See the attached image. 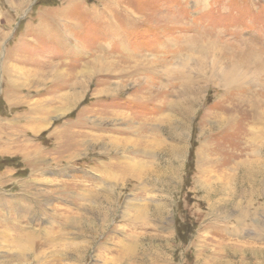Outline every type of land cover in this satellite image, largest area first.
<instances>
[{"label":"rangeland","instance_id":"rangeland-1","mask_svg":"<svg viewBox=\"0 0 264 264\" xmlns=\"http://www.w3.org/2000/svg\"><path fill=\"white\" fill-rule=\"evenodd\" d=\"M68 2L0 0V264H191L221 182L263 228L264 0Z\"/></svg>","mask_w":264,"mask_h":264},{"label":"crops","instance_id":"crops-1","mask_svg":"<svg viewBox=\"0 0 264 264\" xmlns=\"http://www.w3.org/2000/svg\"><path fill=\"white\" fill-rule=\"evenodd\" d=\"M70 2L65 6H71ZM104 10L101 15H108V9L104 7ZM71 13L73 15L75 11L71 10ZM71 19L76 21L75 16H71ZM78 24L74 23L79 30ZM103 25L109 31L114 30V32H120V29L123 28V26L117 28L116 25L112 27L106 23H103ZM198 182L202 186V183ZM203 192L209 205L207 212L203 215L208 218L205 221L203 220L204 222L197 223L200 227V233L196 235L195 246L197 250L191 264H264V248L260 243L264 239L262 234L264 227L262 228L261 222L257 226L253 217H251L256 213L251 208L252 198H247L246 193L240 197L239 194L228 191V187L222 182L214 185L212 190L207 189ZM215 193L218 194L216 202H214V197L209 203V198L214 196ZM222 195H226L227 200ZM151 213H148V215ZM159 213H152L151 215L156 216ZM191 215L196 218L201 214ZM193 217L192 221H194ZM138 264L159 263H146L145 260H141L138 261Z\"/></svg>","mask_w":264,"mask_h":264},{"label":"bare ground","instance_id":"bare-ground-1","mask_svg":"<svg viewBox=\"0 0 264 264\" xmlns=\"http://www.w3.org/2000/svg\"><path fill=\"white\" fill-rule=\"evenodd\" d=\"M238 6H241V3L240 4H238ZM263 44V43H262ZM260 46V45H259ZM256 47V46H251L250 48H247L246 47V49L244 48V50H240V52H236L235 53V55H234V57H233V59L231 60V63L229 64V70L227 71V73L226 74H229L228 75V77L231 79L232 77L233 78H237V77H239V78H242L241 80H243L244 79V77H246L247 75H249L248 74V72H246V71H248V70H252L251 72H252V76L253 77H257L256 79L258 80L259 79V77L257 76V75H259V74H261L262 75V77H260V78H262V80L264 81V73H262V72H264V60H263V56H264V47L263 48H260V47ZM239 50V49H238ZM237 50V51H238ZM260 55V56H259ZM241 68V69H240ZM238 69H239V71L241 70V71H243L244 70V72L242 73V72H240V73H242V74H240L239 72L238 73H236L237 71H238ZM232 70V71H231ZM247 74V75H246ZM251 76V77H252ZM229 78H227V80L225 79V82H231L230 80H229ZM255 78H253V79H255ZM252 79V78H251ZM261 80V81H262ZM250 82H252L251 80H250ZM258 82V81H257ZM241 83H243L242 81L241 82H239L238 84H241ZM253 83H254V81H253ZM250 84V83H249ZM260 84V83H259ZM258 84V85H259ZM261 85H263V84H261ZM261 90V89H260ZM263 94V93H262ZM223 121V120H222ZM226 122V121H225ZM224 122V123H225ZM221 125V124H220ZM219 127V126H218ZM216 128V127H215ZM200 158H202V157H200ZM215 159V158H214ZM200 160V159H199ZM202 162V161H201ZM207 162V161H206ZM202 164H204V163H202ZM202 170V169H201ZM245 176L246 177H248V178H250V177H252V178H250V179H253L254 178V176L253 175H250V174H252L251 172H249V171H246L245 172ZM250 175V176H249ZM263 188V187H262ZM226 191V190H225ZM258 193V192H257ZM256 194V193H255ZM160 209V208H159ZM158 209V207L157 208H155V210L157 211H155V213H158V212H160V210ZM123 251V250H122ZM126 252V251H125Z\"/></svg>","mask_w":264,"mask_h":264}]
</instances>
